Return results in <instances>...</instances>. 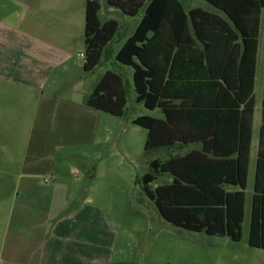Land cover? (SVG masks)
Returning a JSON list of instances; mask_svg holds the SVG:
<instances>
[{"label":"crops","instance_id":"0c3cea01","mask_svg":"<svg viewBox=\"0 0 264 264\" xmlns=\"http://www.w3.org/2000/svg\"><path fill=\"white\" fill-rule=\"evenodd\" d=\"M7 1L11 9L9 4L3 6V12L7 15L0 20V80L40 95L35 103L38 114L35 113L32 118L33 124H39L40 128L37 129L38 133L28 136L23 152L17 153L22 156L15 183L19 184V191L8 202L6 223L2 228L0 220V264H103L105 259L102 255L97 258L94 229L96 219L102 221L100 209L92 205L89 198H85L83 203L65 211L71 201L63 183L51 184L48 188L39 178L46 170L49 174L55 170L47 163L51 155L46 151L51 146H63L66 140H81L80 142L90 145L94 143V122L101 111L89 107L86 102L104 73L93 83L90 92L85 94L84 83L81 81L84 77L81 73L83 61L80 63L75 59L73 51L76 50V44L73 39L69 36L66 39H56L49 33L41 32L45 27L43 22L38 23L36 30L25 25L32 21L22 22L15 15L21 8L31 12L48 11L49 8L43 7L41 2L29 4L26 0ZM179 1L185 11L199 7L229 22L220 10L205 0L210 7L191 5V0ZM106 11L118 10L107 8ZM263 13L264 5L260 12L252 93L253 112L249 118V129L247 114H242L244 103H236L234 91L228 89L223 81V76H226L230 85L238 87L241 39L231 32V37L215 36L206 39V53L203 51V43H200L198 48L195 45H184L178 54L175 73L179 80L170 88V92L185 97L182 115L172 120L175 123L174 137L184 143L158 148L166 150L168 156L191 153L206 158H233L237 154L236 144L240 136L245 139L249 133L243 221L247 217L246 211L248 221L250 219L255 184L257 194L264 195ZM231 26L227 24L226 28L234 31ZM135 27L136 25L129 35ZM46 30L49 28L46 27ZM119 48L110 54L108 45L105 55L110 61L115 60L114 56ZM129 75L132 76V71H129ZM193 75H199L200 78L185 80ZM123 77L125 78L124 75ZM67 83L70 84L68 88L65 86ZM154 110H158L159 115L151 116L164 119L159 109ZM140 115L149 114L136 115L131 118V122ZM31 124L30 119L29 125ZM87 125L91 127V135L84 129ZM259 154L260 164L257 165ZM14 156L15 153L10 155L8 161ZM200 173H203L202 169ZM167 177L165 180L169 183L171 179L168 175ZM50 179L55 180V177L51 175ZM225 188L238 189L237 186Z\"/></svg>","mask_w":264,"mask_h":264},{"label":"trees","instance_id":"16d2710c","mask_svg":"<svg viewBox=\"0 0 264 264\" xmlns=\"http://www.w3.org/2000/svg\"><path fill=\"white\" fill-rule=\"evenodd\" d=\"M220 10L229 20L196 7L185 11L179 0H106L107 8L117 9L125 16L134 17L144 7V13L133 33L129 35L114 56L116 62L132 69L134 100L146 109H159L164 119L140 115L132 123L146 129L145 152L160 147H171L177 140L175 123L182 115L185 97L170 92L179 79L176 77L177 56L184 45L203 43L215 36L240 37L242 53L238 70V87L223 81L234 91L237 104L244 103L242 114H247L248 129L253 112L255 55L258 45L260 12L264 0H205ZM99 0H85L83 28V63L85 72L92 71L101 61L103 53L118 30V22L109 18L101 21ZM227 24L232 29H227ZM229 28V27H228ZM184 42L190 43L189 45ZM198 52V49H196ZM245 66V68H244ZM243 67V69H242ZM248 67V68H246ZM199 79V75L185 80ZM181 99L178 103L175 100ZM87 105L115 116L124 113L127 104L126 81L123 76L106 70L87 99ZM264 125V91L263 114ZM244 123V117L241 116ZM242 135V134H241ZM250 135L240 136L236 156L206 158L188 153L154 158L150 166L158 174L168 175L169 183L150 184L156 180L152 174L136 178L147 197L153 201L160 216L170 224L209 236H226L240 241L244 215L246 169L249 158ZM260 154L257 165L260 164ZM203 158V159H200ZM202 169L203 173H200ZM253 193L248 245L264 249V195ZM225 186H237L229 190Z\"/></svg>","mask_w":264,"mask_h":264},{"label":"rangeland","instance_id":"374dc122","mask_svg":"<svg viewBox=\"0 0 264 264\" xmlns=\"http://www.w3.org/2000/svg\"><path fill=\"white\" fill-rule=\"evenodd\" d=\"M84 1L26 0L29 4L41 2L43 7L47 6L49 10L31 12L21 8L15 15L18 20L22 19V22L32 21L25 25L36 30L38 23L43 22L45 27L41 32L49 33L56 39L71 37L76 44L74 55L80 57L75 56V59L82 63L80 53L83 50ZM105 1L99 0L100 20L113 18L118 22L117 33L109 43L112 54L140 21L144 7L137 15L129 17L118 11L107 12ZM189 3L210 7L204 0H191ZM6 4H9L11 9L7 0H0V20L7 15L3 12V6ZM46 27L49 30H46ZM261 40H264V22ZM105 54L106 51L92 71H81L84 74L81 80L84 83L83 91L85 94L89 93L93 83L107 69L124 75L127 104L123 115L115 116L101 112V115L95 118V139L91 145L84 144L81 140H66L63 146H51L46 151L51 155L50 160L46 162L55 170L51 174L46 170L39 178L48 188L51 184L63 183L71 201L65 211L83 203L85 198H89L90 203L100 209L102 221L96 219L94 226L97 258L102 255L105 259L103 264H264V250L250 247L247 243V211V217L242 223L240 241L182 229L160 216L153 201L144 193L141 184L136 182V178L144 174L156 176V180L150 184L151 188L167 183V175L158 174L150 166V161L154 158H167V151L152 149L145 152L143 146L147 131L131 122V118L136 115L155 116L159 115V111H148L141 103L135 102L132 76L129 75L132 69L115 60L110 61ZM65 86L68 88L70 84ZM39 96L0 80L1 228L6 223L8 202L19 191V184L15 183L22 156L17 153L23 152L24 145L29 140L28 136L38 133L37 129L40 128L39 124H33L32 119L35 113L38 114L35 103ZM84 129L91 135V127L87 125ZM14 153L16 156L8 161L9 156ZM51 175L55 180L50 179ZM45 179L48 181L45 182Z\"/></svg>","mask_w":264,"mask_h":264},{"label":"built area","instance_id":"2783aa9c","mask_svg":"<svg viewBox=\"0 0 264 264\" xmlns=\"http://www.w3.org/2000/svg\"><path fill=\"white\" fill-rule=\"evenodd\" d=\"M80 56L83 57V53H80Z\"/></svg>","mask_w":264,"mask_h":264}]
</instances>
